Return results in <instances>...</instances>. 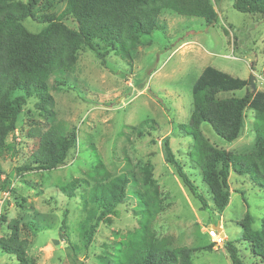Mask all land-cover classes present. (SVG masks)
<instances>
[{
	"label": "rangeland",
	"instance_id": "obj_1",
	"mask_svg": "<svg viewBox=\"0 0 264 264\" xmlns=\"http://www.w3.org/2000/svg\"><path fill=\"white\" fill-rule=\"evenodd\" d=\"M62 9L60 5L55 11ZM216 11L217 22L212 26L201 19L161 12L159 30L141 37L140 46L131 53L130 64L109 53L103 66L92 52H80L70 81H50L56 119L67 131L75 130V150L63 168L17 178L16 168L26 162L33 148L25 136L26 120L35 118L44 123L35 111L36 100H27L17 119L14 138L8 140L16 151L0 158V183L6 182L4 190L0 188V215L18 219L20 238L28 241L27 255L35 264H102L97 257L104 245L117 240L113 233L123 235L135 226L131 206H124L111 226H99L87 250L81 248L76 234L78 203L66 199L59 187L71 179L85 178L93 164L91 145L111 175L124 170L141 174L144 168L152 169L163 198V211L153 223V232L157 238H171L173 247L192 249V264H230L223 249L227 242L238 249L244 264H261L242 240L239 222L248 212L254 219L252 229L259 230L264 217V190L248 176L230 170L229 204L218 215L198 172L189 165L185 171L210 207L200 210V203L188 194L173 168L167 165L163 150L168 141L174 156L187 164L186 154L193 142L179 126L189 123L191 88L205 67L249 80L250 85L233 93L237 98L264 93V17L237 12L232 0L219 2ZM66 24L76 28L71 20ZM23 26L31 33L43 28L30 19ZM244 116L241 136L235 142L222 140L207 123L201 124L200 131L217 149L248 153L254 148L253 112L246 109ZM65 210L69 211V244L59 233ZM214 227L221 230L219 235L224 234L221 245L203 233ZM0 229V235L5 236L6 226ZM215 232L218 233L216 229ZM0 264L17 261L15 256L0 250Z\"/></svg>",
	"mask_w": 264,
	"mask_h": 264
},
{
	"label": "trees",
	"instance_id": "obj_2",
	"mask_svg": "<svg viewBox=\"0 0 264 264\" xmlns=\"http://www.w3.org/2000/svg\"><path fill=\"white\" fill-rule=\"evenodd\" d=\"M221 1L0 0V158L15 153L13 143L8 140L14 138L17 119L27 100L34 98L35 111L44 123L35 118L26 120L25 136L33 148L26 162L16 168V176L66 166L76 148L77 137L74 129L67 131L56 119L50 81H70L82 51L92 52L103 66L109 53L130 64L131 53L140 46L141 37L159 30L158 18L163 11L201 19L212 26L217 22L216 7ZM60 5L62 11H55ZM232 7L241 14L264 17V0H232ZM26 19L42 24L43 28L39 33L29 32L23 26ZM68 20L75 22V29L66 24ZM261 77L264 81V65ZM248 85L249 80L205 67L191 88L189 123L179 126L193 142L186 154L187 164L174 156L168 141L163 144L167 165L173 168L188 194L200 203V210L210 207L185 171L189 165L198 172L218 215L229 204L230 170L248 176L264 190V93L254 92L241 98L233 94ZM246 109L253 112L254 148L250 152L233 154L217 149L202 135L200 126L207 123L222 140L235 142L244 127ZM90 154L93 164L85 178L71 179L59 187L66 199L78 203L76 234L81 248L87 250L99 226H111L114 218L120 217L121 208L129 205L135 226L123 235L113 233L117 240L104 245V251L97 257L102 264H192V249L173 247L171 238H157L153 232V223L163 211V198L152 169L144 168L141 174L124 170L111 175L92 145ZM1 185L4 190L6 182ZM68 215L65 210L59 233L69 244ZM253 222L248 212L239 222L242 240L264 264V217L259 230L252 229ZM18 223V219L0 215V228L5 225L8 231L5 236L0 235V250L15 256L17 264H35L27 255L29 243L20 238ZM223 249L230 264H244L232 242L224 243Z\"/></svg>",
	"mask_w": 264,
	"mask_h": 264
},
{
	"label": "built area",
	"instance_id": "obj_3",
	"mask_svg": "<svg viewBox=\"0 0 264 264\" xmlns=\"http://www.w3.org/2000/svg\"><path fill=\"white\" fill-rule=\"evenodd\" d=\"M203 233H206L213 241L216 242L217 245H221L223 242V239H221L219 233L215 232V229H210V230H205L203 231Z\"/></svg>",
	"mask_w": 264,
	"mask_h": 264
},
{
	"label": "water",
	"instance_id": "obj_4",
	"mask_svg": "<svg viewBox=\"0 0 264 264\" xmlns=\"http://www.w3.org/2000/svg\"><path fill=\"white\" fill-rule=\"evenodd\" d=\"M214 229H216L219 232H221V230L218 228V227H214ZM220 237L223 238L224 237V234L223 233H220Z\"/></svg>",
	"mask_w": 264,
	"mask_h": 264
}]
</instances>
